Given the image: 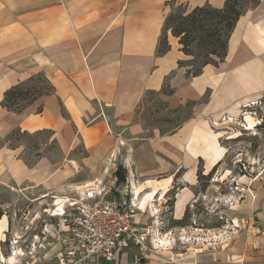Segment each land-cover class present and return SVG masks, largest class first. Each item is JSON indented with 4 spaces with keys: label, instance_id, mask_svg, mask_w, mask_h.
<instances>
[{
    "label": "crops",
    "instance_id": "crops-1",
    "mask_svg": "<svg viewBox=\"0 0 264 264\" xmlns=\"http://www.w3.org/2000/svg\"><path fill=\"white\" fill-rule=\"evenodd\" d=\"M172 1L189 9L222 8L226 3L0 0V139L17 128L30 133L47 130L57 148L56 157L44 154L29 164L22 147H0V207L5 193L14 198L30 194L36 205L47 204L42 220L29 221L28 212L24 226L27 234L39 221L52 248L45 250L42 260L26 264L54 263L63 229L54 214L68 200L98 190L114 170L126 171L121 183L133 189L134 201L144 212L163 207L168 191L178 186L173 214L181 219L198 192V170L207 175L226 157L217 132L223 117H233L264 97V0L238 20L225 60L206 65L195 77H187V69L179 66L188 56L171 31L170 50L157 54ZM38 73L54 86L52 94L21 112L2 105L8 89ZM167 78L175 89L173 95L162 96L168 108L196 103L189 119L163 134L158 127L147 129L136 114L145 94L160 91ZM78 146L84 150L82 156L76 154ZM60 192L71 193L61 196L63 200L59 195L49 199ZM9 228V217L3 214L0 264H25L11 255L13 246L6 243ZM11 232L12 239L27 238L16 226ZM129 255L120 252L114 261L97 264H264V235L247 230L225 250L158 254L142 262Z\"/></svg>",
    "mask_w": 264,
    "mask_h": 264
},
{
    "label": "rangeland",
    "instance_id": "rangeland-1",
    "mask_svg": "<svg viewBox=\"0 0 264 264\" xmlns=\"http://www.w3.org/2000/svg\"><path fill=\"white\" fill-rule=\"evenodd\" d=\"M252 1L241 0V4L250 6ZM162 100V96L158 94H148L138 108L136 119L149 130L159 127L161 131H169L189 115V108L178 107L177 111L166 109ZM222 123L217 132L221 144L226 148V157L208 180L199 183L198 192L188 205V217L177 221L174 214L164 213L165 216H162L163 213L158 210L145 212L138 223L148 225L150 229V252L141 257L139 250L133 247L129 256L134 260L136 256L139 257V262H142L147 257L158 254L176 255L188 251L225 250L247 230L264 235V97L250 106L241 108L238 114L233 116V121L222 120ZM16 138L17 136L12 140V145L22 147V155L31 161L36 158V151L32 150L34 144L42 153L56 157L57 148L52 144L49 133L33 138ZM76 154H84L81 146L76 149ZM175 187L178 186H173ZM70 193L60 192L48 196L51 201L55 195H59L63 200L65 197L61 196H69ZM33 197L27 194V197L14 198L12 194L5 193L2 200L4 204L0 207V211L10 220L6 243L10 247L13 246L14 254L11 255L17 256L19 263L25 264L32 259L42 260L45 250L52 248V243L43 234L46 231L41 229L39 221L37 227L34 226L26 234L24 225L29 221L33 222L36 217L42 220L46 214V203L36 205L39 203L32 201ZM168 200L169 195L166 202ZM28 212L29 221L26 220ZM167 216H172L171 220L166 218ZM14 226L27 237L19 240L17 244H13L11 237ZM33 233L37 234L33 236Z\"/></svg>",
    "mask_w": 264,
    "mask_h": 264
},
{
    "label": "trees",
    "instance_id": "trees-1",
    "mask_svg": "<svg viewBox=\"0 0 264 264\" xmlns=\"http://www.w3.org/2000/svg\"><path fill=\"white\" fill-rule=\"evenodd\" d=\"M260 0H253L250 6L241 4V0H226L224 7L215 8L211 5L197 6L191 10H188L186 5L176 4L171 2V12L168 14L165 20L162 35L160 37L157 54L163 55L170 50V44L168 41V32L171 31L172 35L179 38V42L182 45V51L188 56L187 60H180L178 62L180 67L187 69V77H195L203 72V69L208 64L218 65L223 62L228 55V46L230 37L236 27V24L242 14L248 9H251L259 4ZM54 92V86L49 79L43 73H38L24 82H20L12 86L4 93V99L2 105L9 110L15 112H21L29 104L34 102L41 96L49 95ZM175 93V89L171 87L169 78L166 79L164 85L160 91H148L142 99L139 108L144 103V100L148 94H158V96H170ZM164 108H168L167 102L162 100ZM195 101H188L184 106L189 108V115L179 122L174 129L169 131H161L163 134L171 133L192 115V107L195 105ZM180 108V107H179ZM176 109L175 111H177ZM159 128V127H158ZM161 130V129H160ZM52 133L47 130H42L36 133H30L23 131L20 128L13 130L9 136L4 139H0V147L4 145L11 146L13 148L19 147L12 145V140L23 137L33 138L42 134ZM55 141L53 140V143ZM32 150L36 151L35 159L33 161L25 157L29 164H33L39 157L43 156L38 146L34 144ZM207 174H203L201 168L198 170L199 183H204L213 174L216 167ZM126 171L119 169L117 175L121 182L125 178ZM179 187H175L168 191L170 200L165 203L168 208L167 215H173L174 201ZM189 208L187 207L184 216L177 220L183 221L188 217ZM3 216V212L0 211V218ZM171 217L167 216L169 220Z\"/></svg>",
    "mask_w": 264,
    "mask_h": 264
},
{
    "label": "built area",
    "instance_id": "built-area-1",
    "mask_svg": "<svg viewBox=\"0 0 264 264\" xmlns=\"http://www.w3.org/2000/svg\"><path fill=\"white\" fill-rule=\"evenodd\" d=\"M222 120L233 121V117L225 116ZM117 171L110 173L98 190L68 200L62 210L54 214L63 229L61 249L53 264L114 261L120 252H129L133 247L139 250L141 257L148 255L150 229L137 221L145 212L134 201L133 189L119 181ZM158 211L165 216L168 208L164 205ZM19 237L13 238V244L19 242ZM136 261L139 262L138 256Z\"/></svg>",
    "mask_w": 264,
    "mask_h": 264
},
{
    "label": "bare ground",
    "instance_id": "bare-ground-1",
    "mask_svg": "<svg viewBox=\"0 0 264 264\" xmlns=\"http://www.w3.org/2000/svg\"><path fill=\"white\" fill-rule=\"evenodd\" d=\"M150 196H152V197H150ZM150 196H149V198L152 199V201H153V200H154V198H153V194L150 195ZM143 199H144V198H143ZM151 203H152V202H151Z\"/></svg>",
    "mask_w": 264,
    "mask_h": 264
}]
</instances>
